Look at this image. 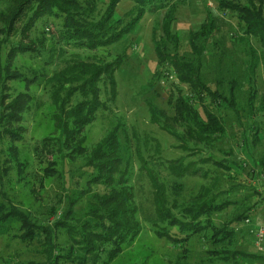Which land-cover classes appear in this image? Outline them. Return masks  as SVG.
<instances>
[{
	"label": "trees",
	"instance_id": "obj_1",
	"mask_svg": "<svg viewBox=\"0 0 264 264\" xmlns=\"http://www.w3.org/2000/svg\"><path fill=\"white\" fill-rule=\"evenodd\" d=\"M122 1L5 0V9L0 11V32L5 36L0 40L3 91H8L7 83L11 80H21L27 87L34 82L28 84L22 74L10 71L19 51L22 54L37 52L33 47L23 46L19 51L15 48L9 55L6 53L7 44L16 35L19 24L26 22L23 32L28 33L46 16L60 18L63 38L69 44L97 51L113 47L128 37L147 8L151 13L165 10L162 36L156 42V82L149 87L155 88L161 83L166 86L168 105L174 116L169 117L165 111L151 107L152 122L173 137L182 136L187 146L193 143L195 148L182 147L186 151L199 152L202 146L209 156L199 161L190 159L187 162L185 158L171 161L166 167L172 176L170 179L148 168L139 151L142 170L148 172L153 190V209L140 208L129 180V162L125 163L121 154L119 129L111 131L91 152L86 149L87 136L84 135V130L96 121L103 108L101 85L110 90L108 94L113 100L116 98V72L123 60L107 64L79 59L69 61L48 80L53 108L50 122L58 137L44 139L42 149H36V157L41 166L45 165L43 178L48 180L56 175L60 164L55 148H59L60 155L66 152L68 159L84 158L88 189L76 192L75 198L67 197L63 213L53 208L51 216L55 218L52 223L45 224L31 212L14 205L0 183V236L17 228L19 234L15 238L23 244L36 243L41 247L39 254L45 263L39 264H114L120 257V264H124L136 257V254L126 256V248L141 237L146 225L157 240L166 243L162 257L168 264H191V260H198V264L264 263V255L252 248L250 229H238L246 220L264 225L263 218L262 222H255L256 213L264 209V181L260 180L264 174V159L257 161L253 156L248 165L220 159L213 153L215 144L222 143L228 135V114L236 117L241 126L245 153L261 145L264 139L263 127L249 131L244 128V109L238 95L240 85L227 66L233 61L226 56L227 49H216L221 44L220 39L231 44L230 41L237 38L236 43H241L245 49L247 59L243 64L248 72L254 73L257 65L264 63V0H214L220 11L236 17L242 35L230 34L219 27L209 9L206 23L191 33L189 49L184 48L175 30L176 0H129L137 6V17L128 24L126 19L116 18L117 7ZM252 40L260 50L252 47ZM165 68L174 77L163 76ZM31 105L30 97L20 94L8 107L11 112L7 118L20 120ZM262 110L264 114V107ZM5 133L13 140L20 136L14 131ZM155 154L160 153L156 151ZM230 154L234 156L232 151ZM151 159L157 165L159 159ZM187 176L200 177L204 184L188 194L187 185L182 181ZM94 185H100L101 189L93 190ZM86 197L87 207L76 210ZM61 236L65 238L62 241ZM241 238L250 240L252 247L247 251L242 247Z\"/></svg>",
	"mask_w": 264,
	"mask_h": 264
},
{
	"label": "rangeland",
	"instance_id": "obj_2",
	"mask_svg": "<svg viewBox=\"0 0 264 264\" xmlns=\"http://www.w3.org/2000/svg\"><path fill=\"white\" fill-rule=\"evenodd\" d=\"M175 5L177 7L175 30L180 34L185 49H189L188 41L191 33L196 32L206 23L209 9L217 19L219 27L227 29L230 34L236 32L239 36L242 35L236 17L229 12L220 11L215 6L214 0H176ZM5 6V0H0V11H3ZM149 10V8L145 10L143 18L137 22L128 37L110 48L89 51L69 44L63 38V20L49 16L37 22L28 33L23 32L26 22L19 24L16 35L7 44L8 55L13 49L16 48L19 51L23 46L33 47L37 52L22 54L19 51L10 68L11 72L22 74L28 84L29 81H34L32 84L27 87L21 83V80H11L7 83L8 91L5 92L0 83V99L4 97V100L1 99L3 102L0 101V183L14 205L31 212L40 222L52 223L55 218L51 216L53 208L58 211L57 213H63L66 209L67 197L75 198L76 192L88 189V174L84 158L68 159L66 152L60 155L59 148H55L54 152L60 159V164L56 168V175L48 180L43 178L45 165L41 166L40 159L36 157V149H42L44 139L58 137V133L54 132L50 122L53 108L48 80L53 74L63 69L69 61L79 59L107 64L123 60L121 68L116 72L118 86L116 98L113 100L108 94L109 89L101 85L103 108L99 111L96 121L84 130V135L87 136L86 149L91 152L111 131L119 129L121 154H123L124 162H129V180L134 187L136 201L140 208L153 209L151 206L153 190L148 172L142 170L139 151L147 161L148 168L154 169L156 175L170 179L172 176L166 167L171 161L180 158L187 159V162L190 159L199 161L209 156L202 146H199L201 152L186 151L182 147L195 148L194 144L190 143L187 146L188 143L182 140V136L173 137L152 122L151 107L165 111L169 117L174 116V111L168 105L166 86L161 83L155 88L149 87L153 81L156 82L155 75L158 70L156 42L162 36V25L166 13L165 10H153V13ZM136 17L137 6L134 2L123 0L118 5L117 19H126L125 23L128 24ZM4 37L0 32V40ZM220 41L221 44H218L219 47L216 49H227L226 56L233 61L227 66L240 85L238 95L241 97L240 102L244 109L243 126L248 131L263 127V134L264 63L258 64L255 72L250 73L247 66L243 64L247 59L245 49H242L241 43H236L237 38L236 41H230L231 44L226 43L224 39ZM251 44L255 49L260 50V46L254 40ZM162 71L163 76L174 77L166 68ZM213 77L212 74L211 78L214 79ZM165 80L164 78L163 81ZM174 81L177 82L175 78ZM23 93L32 100L30 109L22 114L20 120H9L7 116L11 110L8 107ZM78 99L74 101V105ZM226 119L228 135L222 143L215 144L214 155L220 159L245 162L248 165L253 156L257 161L264 159V139L261 145L252 148L250 153H245L242 148V129L237 124L236 117L228 114ZM5 131H14L20 136L13 140L14 138L6 135ZM156 151L160 154H155ZM230 151L234 156H231ZM153 157L159 159L157 165L153 164L151 159ZM188 157L192 158L188 159ZM117 179L120 177L118 176ZM173 179L177 180L175 177ZM182 181L187 185L188 194L195 191L196 186L204 184L200 177L187 176ZM258 185L262 186L261 183ZM92 187L93 190L101 189L100 185ZM86 207L87 197L82 204L76 206V210L80 211ZM262 218L264 219V209L256 213L255 222L258 220L262 222ZM244 227H246L245 223L239 225L238 229ZM18 232L16 228L10 234L0 236V264L45 263L44 258L39 254L41 250L39 244H23L14 237L19 234ZM60 239L62 241L65 238L61 236ZM249 241L241 238L242 247L246 251L252 247ZM166 247V243L157 240L149 226L144 225L141 237L130 248H126V256L136 254V257L124 264H168L162 257ZM121 258L114 264H120ZM190 262L198 264L196 262L199 261L191 260Z\"/></svg>",
	"mask_w": 264,
	"mask_h": 264
},
{
	"label": "built area",
	"instance_id": "obj_3",
	"mask_svg": "<svg viewBox=\"0 0 264 264\" xmlns=\"http://www.w3.org/2000/svg\"><path fill=\"white\" fill-rule=\"evenodd\" d=\"M260 180L264 181L263 173L260 176ZM244 223L253 236V248L258 254L264 255V225L254 224L251 220H246Z\"/></svg>",
	"mask_w": 264,
	"mask_h": 264
}]
</instances>
